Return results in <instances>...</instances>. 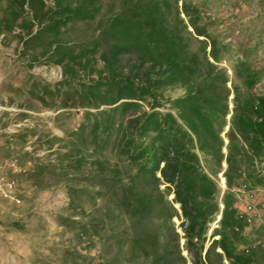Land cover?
<instances>
[{"label": "trees", "instance_id": "1", "mask_svg": "<svg viewBox=\"0 0 264 264\" xmlns=\"http://www.w3.org/2000/svg\"><path fill=\"white\" fill-rule=\"evenodd\" d=\"M11 5L44 9L41 0ZM45 18L29 39L47 36L57 65L72 60L62 33L95 24V36L80 56L98 55L101 71L77 85L75 73L67 71L55 88L60 109L84 110L83 123L71 135L76 145L100 155L110 148L121 164L93 162L100 196L127 218L123 233L111 229L106 239L126 246L134 264H186L180 239L190 264H262L256 253L241 250L247 242L233 231L241 226L231 192L242 176L248 182L244 169L256 173L264 160V95L256 93L262 72L237 57L230 79L220 66L226 49L189 0H54ZM171 89L182 95L163 101ZM219 173L225 185L220 198L213 181ZM174 218L181 221V237Z\"/></svg>", "mask_w": 264, "mask_h": 264}, {"label": "rangeland", "instance_id": "2", "mask_svg": "<svg viewBox=\"0 0 264 264\" xmlns=\"http://www.w3.org/2000/svg\"><path fill=\"white\" fill-rule=\"evenodd\" d=\"M41 1L39 12L37 7L19 11L11 0H0V264H134L126 246L117 248L106 239L111 229L123 233L127 218L113 212L94 182L96 159L108 168L121 164L110 148L100 155L76 145L71 135L83 123L84 110L60 109L55 88L67 71L75 73L73 85L96 79L102 69L98 55L80 56L95 36V24H77L62 33L72 60L57 65L47 36L29 39L54 8V0ZM189 1L209 19L211 34L226 49L220 66L229 78L234 59L244 57L262 72L256 93L264 95V0ZM123 65L128 66L126 60ZM181 95L180 89L166 90L163 101ZM244 174L249 184H264L255 170ZM220 177H213L219 198L225 191ZM172 222L181 237V221ZM182 245L180 239L181 256L190 264ZM256 257L264 264V251Z\"/></svg>", "mask_w": 264, "mask_h": 264}, {"label": "built area", "instance_id": "3", "mask_svg": "<svg viewBox=\"0 0 264 264\" xmlns=\"http://www.w3.org/2000/svg\"><path fill=\"white\" fill-rule=\"evenodd\" d=\"M256 173L258 177L264 178V160L259 163ZM224 186L223 183V188ZM231 192L236 202L235 220L241 226L233 231L247 242L241 247L242 252L249 255L264 251V184L251 185L245 182L242 176ZM218 220L219 217L216 223Z\"/></svg>", "mask_w": 264, "mask_h": 264}, {"label": "bare ground", "instance_id": "4", "mask_svg": "<svg viewBox=\"0 0 264 264\" xmlns=\"http://www.w3.org/2000/svg\"><path fill=\"white\" fill-rule=\"evenodd\" d=\"M224 180L222 177H220V184L223 186Z\"/></svg>", "mask_w": 264, "mask_h": 264}, {"label": "water", "instance_id": "5", "mask_svg": "<svg viewBox=\"0 0 264 264\" xmlns=\"http://www.w3.org/2000/svg\"><path fill=\"white\" fill-rule=\"evenodd\" d=\"M229 118V117H228ZM225 131H227V128L225 129ZM225 153V151H223ZM223 168L225 169V164H223ZM171 198L173 199V196H171ZM220 219V217H219ZM219 221V220H218Z\"/></svg>", "mask_w": 264, "mask_h": 264}]
</instances>
